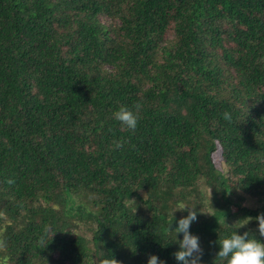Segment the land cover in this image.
<instances>
[{
	"label": "trees",
	"instance_id": "trees-1",
	"mask_svg": "<svg viewBox=\"0 0 264 264\" xmlns=\"http://www.w3.org/2000/svg\"><path fill=\"white\" fill-rule=\"evenodd\" d=\"M179 203L201 264L264 213V0H0V264H177Z\"/></svg>",
	"mask_w": 264,
	"mask_h": 264
},
{
	"label": "clouds",
	"instance_id": "clouds-1",
	"mask_svg": "<svg viewBox=\"0 0 264 264\" xmlns=\"http://www.w3.org/2000/svg\"><path fill=\"white\" fill-rule=\"evenodd\" d=\"M140 105L137 104L133 108L120 106L112 113L113 120L119 122L120 126L128 130H135L138 120ZM115 147H121L120 141L115 143ZM195 205L188 203H179L172 210L173 220L169 228L174 232L177 249L172 253L177 264H201L200 257L203 249L200 244V238L197 234L190 231L191 224L197 220L199 209H195ZM186 211V215L175 218L174 212ZM257 221V231L259 237L250 234L249 231L238 232L236 229L243 227L248 220H243L239 226L216 240L218 250L214 260L218 264H264V213H258L255 217ZM172 220V221H173ZM146 264H166L162 258L156 254H150L147 257Z\"/></svg>",
	"mask_w": 264,
	"mask_h": 264
},
{
	"label": "rangeland",
	"instance_id": "rangeland-1",
	"mask_svg": "<svg viewBox=\"0 0 264 264\" xmlns=\"http://www.w3.org/2000/svg\"><path fill=\"white\" fill-rule=\"evenodd\" d=\"M105 21L107 20V18L104 19ZM166 38L167 39H172L173 38V34L171 32H168L167 35H166ZM245 220H248V223L245 224L244 226L249 228V229H253V230H256L257 231V222L251 220V219H245ZM243 221H240V223H242ZM239 222L237 223L238 226L240 224ZM258 232V231H257ZM2 261V260H1ZM3 262V261H2ZM3 264H6V262H3Z\"/></svg>",
	"mask_w": 264,
	"mask_h": 264
}]
</instances>
